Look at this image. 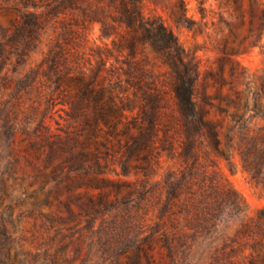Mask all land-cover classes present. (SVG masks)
I'll list each match as a JSON object with an SVG mask.
<instances>
[{
    "label": "rangeland",
    "instance_id": "374dc122",
    "mask_svg": "<svg viewBox=\"0 0 264 264\" xmlns=\"http://www.w3.org/2000/svg\"><path fill=\"white\" fill-rule=\"evenodd\" d=\"M196 4L188 0V13L204 24L190 29L176 25L161 7L149 6L197 55L193 100L214 124L217 146L205 134L195 155L183 159L179 145L169 152L157 143L142 199L137 192L142 172L133 167L135 160L129 159V172L120 166L123 124L112 133L100 122L90 147L110 152L100 176L129 186L121 187L115 203L91 209L81 205L83 194L102 191L110 199L111 188L73 185L67 190L71 178L56 181L38 173L40 159L24 148L22 111L16 131L8 113L16 80L34 68L38 94L54 97L45 124L52 132L65 128L70 122L61 95L72 93V78L80 71L84 77L91 73L97 53L111 46L112 36L100 35L98 19L106 16L120 29L110 18L119 2L0 0V264H231L232 257L238 264L259 263L264 223L255 215L264 206V29L258 30L259 20L249 14L250 0H206L203 19ZM29 17L39 18L33 34L27 32ZM17 29L19 44L14 45ZM59 51L63 58L55 69L51 59ZM108 65L99 66L101 83H107ZM24 95L22 107L30 99ZM124 112H136L131 101ZM58 160L44 171L48 174Z\"/></svg>",
    "mask_w": 264,
    "mask_h": 264
},
{
    "label": "trees",
    "instance_id": "16d2710c",
    "mask_svg": "<svg viewBox=\"0 0 264 264\" xmlns=\"http://www.w3.org/2000/svg\"><path fill=\"white\" fill-rule=\"evenodd\" d=\"M206 0H197L196 11L200 18L206 16ZM238 0H234L237 3ZM119 7L110 16L120 26L114 29L106 16L99 17L100 35L111 37V46L105 53H97L98 66L86 77L80 71L72 80L75 90L68 95H61L62 104H67L69 122L60 131H50L44 122L46 109L54 103V97L42 98L38 94L36 73L34 68L28 69L16 80L8 117L11 131H16L17 120L22 111L25 123L20 130L25 141V151L33 153L34 159L41 163L35 165L38 173L58 181L71 178L65 185L69 190L73 185L87 187H110L114 197L108 199L107 194L99 191L95 195L83 194L85 208L97 209L115 203L116 194L126 182L111 181L105 176L107 160L110 152L106 149L98 151L90 149L98 132L99 123L105 124L110 132L118 123L123 124L119 134L125 140L117 147L120 154V166L123 172H129V159L133 158L134 168L142 172L139 198H144L149 187L148 174L152 168V159L157 152V143L164 151H176L183 158L193 157L195 147L201 143L202 136L209 135L217 146L218 137L214 124L205 116L193 100V90L199 74V61L196 53L186 47L168 25L162 14L150 9L161 7L176 24L193 28L201 27L204 22L188 13V0H118ZM249 14L259 20L258 30L264 29V4L262 0H250ZM27 22V21H26ZM30 27L27 32L33 34L39 18H28ZM16 30L13 44L17 45ZM27 45L28 43H24ZM149 47V50L147 48ZM55 54L52 59L53 68H57L58 60L63 53ZM109 62L107 83H101L97 74L100 65ZM54 82H59L56 77ZM117 90L116 92H114ZM26 93L30 99L24 106ZM129 101L136 107V112L127 116L124 112ZM45 104V110L43 107ZM23 108V109H22ZM115 149V151H117ZM42 156V158H41ZM59 160L51 166L48 174L44 169L51 165L53 159ZM71 174L74 177H71ZM70 176V177H69ZM1 186V181H0ZM1 188V187H0ZM130 192H127L129 195ZM126 195V196H127ZM74 200V199H73ZM76 200H79L77 197ZM256 221L264 223V206L255 215ZM193 226L188 227L187 252L191 259L193 253ZM262 254L258 264H264V229L260 232ZM235 252V249H233ZM231 264H238L233 257ZM189 264H193L190 260Z\"/></svg>",
    "mask_w": 264,
    "mask_h": 264
}]
</instances>
